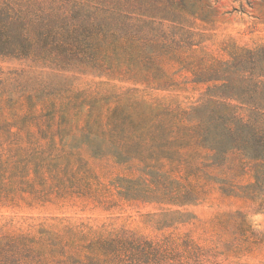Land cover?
<instances>
[{
	"label": "rangeland",
	"instance_id": "374dc122",
	"mask_svg": "<svg viewBox=\"0 0 264 264\" xmlns=\"http://www.w3.org/2000/svg\"><path fill=\"white\" fill-rule=\"evenodd\" d=\"M172 2L146 4L204 20L137 18L139 41L117 53L113 78L0 58V182L11 189L0 235L32 241L0 250V263L55 264L56 234L61 264H264V186L252 163L229 153L211 164L208 150L177 144L154 150L157 162L112 156L133 136L109 133L111 109L188 113L219 84L200 75L264 45V0Z\"/></svg>",
	"mask_w": 264,
	"mask_h": 264
},
{
	"label": "trees",
	"instance_id": "16d2710c",
	"mask_svg": "<svg viewBox=\"0 0 264 264\" xmlns=\"http://www.w3.org/2000/svg\"><path fill=\"white\" fill-rule=\"evenodd\" d=\"M150 1L0 0V58L28 60L52 70L96 78L116 77L117 53L124 45L139 41L134 32L138 25L132 23L137 18L177 24H183L187 16L204 20L198 12L179 5L157 8L146 4ZM200 79L219 84L207 88L205 100L188 113L139 112L137 104L126 112L119 107L111 109L109 133L122 136L126 131L133 136L121 153L112 156L119 163L132 158L157 162L154 150L177 144L178 148L200 146L211 153V164H220L229 153H237L254 165V180L264 186V45L242 49L231 61L218 64ZM132 92L135 90L128 89L123 94ZM172 133L177 140L168 139ZM145 139L148 149L139 144ZM9 193L8 185L0 182V201ZM51 236L55 264H61V239L56 234ZM27 239L0 235V250L32 242ZM105 244L115 245V240Z\"/></svg>",
	"mask_w": 264,
	"mask_h": 264
}]
</instances>
